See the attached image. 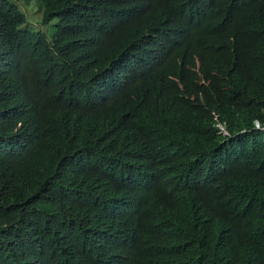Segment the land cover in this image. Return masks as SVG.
Here are the masks:
<instances>
[{
    "label": "trees",
    "instance_id": "obj_1",
    "mask_svg": "<svg viewBox=\"0 0 264 264\" xmlns=\"http://www.w3.org/2000/svg\"><path fill=\"white\" fill-rule=\"evenodd\" d=\"M35 1L45 17L43 24L53 17H62L63 10L70 5L68 16L77 20L73 32L89 42L92 55L84 61L85 68L77 70L59 54L60 42L51 50L43 43L41 56H30L31 62L15 76L25 77L26 92L36 99L40 97L41 105L36 110L20 112L0 103V178L4 177L0 181V264H59L62 256L68 260L63 259L64 264H72L68 250L73 255L81 251L94 256L97 253V247L89 250L93 248L98 223H104L99 209L108 212L117 198L125 200L132 175L126 161L144 156L155 160L159 167L162 162H184L185 171L189 172L191 165L206 164L214 153L235 148L229 141L243 132L245 123H254L256 119L264 123V104L248 92L257 90L258 81L249 88L246 84L241 87L235 74L220 69L228 42L247 20V15L235 10L231 0H120L121 4L116 0ZM31 2L18 0L17 13L15 0H0V38L6 35L14 40L28 35L27 16L20 7ZM254 6L252 11L264 9V0ZM95 23H103L106 29ZM33 44L34 40L27 36V46ZM77 53L83 55L82 50ZM194 58L207 62L214 90L233 97L236 107L233 104L232 108L226 99L208 105L204 92L175 79L174 70ZM51 65L58 67L50 69ZM106 81L111 88L107 93ZM2 83L0 77V93L4 90ZM180 84L185 85L183 90L179 89ZM163 93L173 109L184 110L191 116L190 125H177L165 113L149 118L140 107L146 101L157 103L156 98ZM216 109L229 130H234L230 137H224L213 124L207 123L206 116L214 115ZM81 110L111 116L114 133L102 130L90 116H80ZM17 126L43 127L44 145L37 155L28 156L26 138V146L11 150L12 131ZM248 129H252L254 143L250 145L248 138L245 151L240 149L243 164L230 168L233 173L219 181L215 189V193L231 194L230 211L243 217L247 205L245 187L264 176V131L253 130V125ZM53 137L67 144L73 159L83 161L82 175L56 172L49 154ZM170 141L174 146H163ZM42 193L60 200L49 201L34 212L39 207L29 204ZM147 195L154 196L149 192ZM128 197L138 198L135 192ZM213 201L222 212L226 210L227 198L223 193ZM108 203L111 205L107 206ZM46 215L53 217V225L42 223ZM210 216L211 224L192 234L191 243H185L190 256L181 262L183 252L173 245L166 247L165 242L161 244L163 253L169 249L176 254V264H264L244 247L239 248L242 244L232 237L222 217ZM123 219L143 226V220L131 213ZM152 222V237L159 228L163 240L164 231L159 227L162 221L155 218ZM192 226H173L171 235L188 238V232L182 231ZM245 236L250 235L242 230L237 237ZM263 236L264 232L249 240ZM218 239L221 243L217 248L212 244ZM156 257L145 264H175L164 260L161 254L157 260Z\"/></svg>",
    "mask_w": 264,
    "mask_h": 264
},
{
    "label": "clouds",
    "instance_id": "obj_2",
    "mask_svg": "<svg viewBox=\"0 0 264 264\" xmlns=\"http://www.w3.org/2000/svg\"><path fill=\"white\" fill-rule=\"evenodd\" d=\"M116 1L121 4L120 0ZM256 2L259 0H231L235 10L246 14L247 20L240 32L228 42L220 69L226 73L235 74L241 87L246 84V88H249L252 83L258 81L257 90L255 92L248 90V92L253 98L264 104V9L252 11L256 7L254 6ZM15 3L18 13V0H15ZM20 8L25 11L27 16L25 26L28 28V35H20L14 40L7 39L6 35L0 38V77L3 79L1 86L4 88L0 93V103L6 109L21 112L27 109L36 110L43 102L40 97L36 96V99L34 95L26 92L25 77H15L19 74L17 72L25 69L31 62L30 56H34V58L41 56L40 50L44 48L43 43L51 50L54 44L60 42L62 49L59 54L64 55L77 70L85 68L84 61L87 57L91 59L92 51L89 42L80 33L73 32L77 20L68 16V10L72 8L70 5L63 10L62 17H53L48 20L47 24L42 23L45 17L35 0H32L29 6ZM96 25L106 29L103 23ZM27 36L34 40L31 47L27 46ZM79 50L83 51V55L77 53ZM206 65L207 62L202 58H194L185 66L180 64L179 68L174 70L175 79L183 81L196 91L204 92L208 97V100L204 102L208 105L226 99L231 102L232 108L233 104L236 107L233 97L220 95L218 89L214 90V79ZM57 67L51 65L50 69ZM186 71L188 73H185ZM176 80H173L174 83ZM105 85L107 93L111 88L108 81L105 82ZM183 86L185 85L180 84L179 89L183 90ZM156 99L157 103L155 104L146 101L147 104L140 105L144 112L150 115L149 118L159 117L160 113H165L166 118H171L177 125L191 124V116L187 115L184 110L173 109L166 94H160ZM79 115L90 116L102 130L114 133L111 128L113 126L111 116L108 118L107 114L96 115L84 110L79 111ZM206 121L213 124L224 137H230L234 133V130H229L217 109L214 115L206 116ZM261 121L256 119L254 123L246 124L244 122L243 132L229 141L235 145V148L222 150L219 154L214 153L211 155L213 159L210 162L193 164L190 166L189 172L185 171L184 162L171 165H165L162 162V166L159 167L155 160L144 156L126 161L131 165L132 175L128 181L125 200L122 202L121 198H117L116 204L108 212H103L104 208L99 209V216L104 223H98L97 234L93 237V248L89 250L94 251V248L97 247L96 255H87L84 251H81L79 255H73L68 250L69 261L72 264H145L147 260H151L156 255L157 260L161 254L164 256V260L169 259L176 264L179 261L178 256L172 254L168 248V252L163 253L164 247H161V244L165 242L166 247L173 245L175 249L182 251V262L190 256L185 243H191L192 234L198 233L211 224L210 215H212L216 219L220 217L224 219V223L232 231V237H236L242 244L239 248L244 247L249 255L264 262V236L249 240L264 232V176L245 187L247 205L243 208L244 217L236 216L230 211L231 194L225 191L215 193L217 183L233 173L230 168L243 164L241 150L245 151L246 140L250 139L248 142L250 145L254 143L251 141L252 129H248V126L253 125V130L264 131V123ZM243 136L244 141L241 143ZM24 138L28 140L29 144L28 156L37 155L44 145L43 127L42 129L15 127L12 131L13 141L9 144L11 150H20L24 145L26 146ZM157 143L160 144L159 140ZM114 144L116 143L114 142ZM163 146L172 147L174 142L170 141L169 145ZM49 154L56 172L64 170L72 174H83L82 169L85 166L82 164L83 161L78 158L73 159L67 144L57 137H53L50 141ZM137 163H140L142 167ZM132 192L137 194V200L128 197V194ZM147 192L153 193L154 196L151 198ZM219 193H223L227 198L224 212L213 201ZM52 200L60 199L42 193L40 198L33 199L29 205L39 207L34 211L38 212ZM109 205L111 204L108 203L107 206ZM128 213L138 220H143V226L137 227L125 222L123 217ZM155 218L162 221L159 227L164 231L163 240L159 228L156 235L152 237L154 229L152 220L155 221ZM42 223L53 225L54 219L46 215L42 219ZM183 225H194L182 231L188 232V238L181 237L179 239L171 235L173 226ZM242 230H245L250 236L238 238V233ZM220 243L221 239H218L212 245L218 248ZM211 251L214 250L211 248ZM60 258L62 259L58 261L59 264H64L63 259L68 262L64 256Z\"/></svg>",
    "mask_w": 264,
    "mask_h": 264
},
{
    "label": "bare ground",
    "instance_id": "obj_3",
    "mask_svg": "<svg viewBox=\"0 0 264 264\" xmlns=\"http://www.w3.org/2000/svg\"><path fill=\"white\" fill-rule=\"evenodd\" d=\"M229 234H231V231L229 232Z\"/></svg>",
    "mask_w": 264,
    "mask_h": 264
}]
</instances>
